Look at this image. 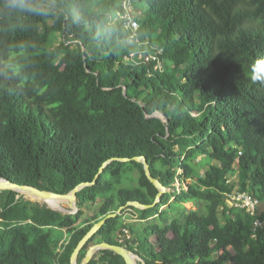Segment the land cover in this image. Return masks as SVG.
<instances>
[{
  "label": "trees",
  "instance_id": "obj_1",
  "mask_svg": "<svg viewBox=\"0 0 264 264\" xmlns=\"http://www.w3.org/2000/svg\"><path fill=\"white\" fill-rule=\"evenodd\" d=\"M135 156L166 190L107 218L78 264L101 241L146 264H264V0H0V177L95 179L75 214L0 190V264H70L101 217L151 205Z\"/></svg>",
  "mask_w": 264,
  "mask_h": 264
},
{
  "label": "water",
  "instance_id": "obj_2",
  "mask_svg": "<svg viewBox=\"0 0 264 264\" xmlns=\"http://www.w3.org/2000/svg\"><path fill=\"white\" fill-rule=\"evenodd\" d=\"M106 160L101 167L99 168L98 172L95 175V178L98 177L99 173L102 171L103 167L112 160ZM119 160H129V158H117ZM134 160L141 162L143 164V168L145 171L146 177L154 184V186L158 189V192L155 196V199L151 205L143 204L139 201H127L124 205H121L117 208L116 211L109 212L105 216L101 217L98 221L93 223L90 229L84 234V236L79 240L77 245L75 246L71 257H70V264H78L77 257L80 250L85 246L88 240L100 229V227L104 224L107 218L114 217L119 214L121 211L127 209L129 206H134L138 208H146L149 206L154 205L156 202L160 200L161 194L166 190L164 185L155 177H153L149 170V164L144 156H135L133 157ZM92 182H82L75 186L70 192L68 193H56L48 190H41L35 186L27 185V184H18L9 180L6 177H0V190L10 189L18 192L23 196H30L34 199H39L43 201L49 208L62 212L64 214H75L79 210V206L77 203V192L83 189L86 186H90ZM65 201V202H64ZM101 249H109L113 251L115 254L119 255L125 264H137V260H139V264H146L137 254L129 250L126 246L112 244L109 242L101 241L98 243L91 244L83 260L80 264H88L94 254Z\"/></svg>",
  "mask_w": 264,
  "mask_h": 264
},
{
  "label": "rangeland",
  "instance_id": "obj_3",
  "mask_svg": "<svg viewBox=\"0 0 264 264\" xmlns=\"http://www.w3.org/2000/svg\"><path fill=\"white\" fill-rule=\"evenodd\" d=\"M130 10V7H128V11ZM131 12V11H130ZM134 15V14H133ZM158 65H160L159 63H158ZM205 171V170H204ZM177 172H180V169H177ZM175 186L177 187V186H179V183L178 182H175ZM18 193V192H17ZM16 192H15V194H14V196H13V198H18V194H17ZM25 198H28V199H31L32 201H38L39 203H44L43 201H41V200H39V199H34L33 198V196L32 197H30V196H24ZM65 202V201H64ZM228 203L230 204L231 203V201H228ZM99 204H100V201H98V202H96V203H92V202H87L86 203V205H85V209H84V215L82 216V220H84V219H90V218H92L93 217V215L95 214V212H96V210H97V208H98V206H99ZM185 206L187 207V208H191V209H197V207H195V206H193L191 203H186L185 204ZM122 213L123 214H125L126 215V217L130 220L131 218H132V214H131V211H128V210H123L122 211ZM53 230V232H54V234L58 237V236H62V231L61 230H59V229H52ZM122 239H123V237L121 236V238L119 239V241L120 242H122ZM118 241V242H119ZM122 246H124L123 244H122ZM214 256H216V253H214L213 254ZM137 264H139V260H137Z\"/></svg>",
  "mask_w": 264,
  "mask_h": 264
},
{
  "label": "built area",
  "instance_id": "obj_4",
  "mask_svg": "<svg viewBox=\"0 0 264 264\" xmlns=\"http://www.w3.org/2000/svg\"><path fill=\"white\" fill-rule=\"evenodd\" d=\"M130 25L132 27H136L137 23L135 21L131 20ZM147 59H148V56H147ZM235 198L242 201L241 203H239L241 206H247L248 210L252 209L251 200L246 194H238L235 196ZM229 201H231V200H229Z\"/></svg>",
  "mask_w": 264,
  "mask_h": 264
}]
</instances>
